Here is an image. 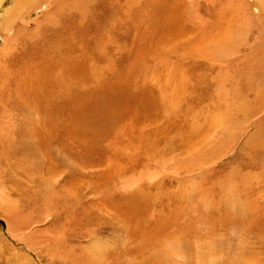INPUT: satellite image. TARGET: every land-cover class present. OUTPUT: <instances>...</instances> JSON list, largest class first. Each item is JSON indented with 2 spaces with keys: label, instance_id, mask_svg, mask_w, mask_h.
Here are the masks:
<instances>
[{
  "label": "rangeland",
  "instance_id": "374dc122",
  "mask_svg": "<svg viewBox=\"0 0 264 264\" xmlns=\"http://www.w3.org/2000/svg\"><path fill=\"white\" fill-rule=\"evenodd\" d=\"M131 2L137 5V1ZM117 8L115 0H0V127L8 126L6 121L13 122L6 135L0 129V189L5 192L6 204L0 207V264H151L173 249L171 240L181 244L182 237L160 234V240L149 244L139 237L145 232L151 210L140 219L145 224L140 230H136L132 214L125 216L123 210L148 201L161 202L165 209L161 207L160 213L166 217L179 210L188 219L224 214L226 220L221 216L217 224L205 221L195 229L183 225L182 232L191 238L195 234L204 237L207 224L213 225L209 236L216 234V243L229 244L233 233H239L240 238H252L253 244L259 236L255 232L264 230V147L241 146L233 156L221 160L214 152L212 158L204 157L211 158L213 165L203 175L206 178L198 177L199 184L209 188L235 176L231 183L235 193H227L228 197L215 186L209 194L200 192V200L199 192L189 199L180 191L185 186L179 185L178 190L175 181L166 177H161L160 184L167 187L159 189V177L143 171L142 164L125 163L119 144L113 143L124 135L109 137L97 149L90 142L94 128L89 124L93 123L89 113L102 104L92 98L104 86L120 80V67L127 66L129 60L122 55L120 59L107 58V49L115 48L108 42L107 25L117 23L123 15L116 14ZM121 21L129 20L124 17ZM132 24L118 26L116 47L124 46L122 41L128 44L129 36L135 39ZM190 73L194 77L196 71ZM194 90L203 104L198 102L195 110L202 107L206 112L205 104L211 107L215 102L213 83L201 79ZM258 116L256 113L255 118ZM79 119L82 126L76 122ZM255 123L253 127L264 126L262 119ZM260 129L264 133V127ZM262 133L250 132L259 145L264 142ZM174 135L168 152L184 155L192 151ZM118 162L127 166L121 169L124 173L120 178L116 174ZM206 168L203 164V170ZM168 186L174 191L172 195ZM124 191L131 193L123 198ZM106 197L109 201L105 202ZM195 254H191L192 264H199L195 258L202 253Z\"/></svg>",
  "mask_w": 264,
  "mask_h": 264
},
{
  "label": "bare ground",
  "instance_id": "6f19581e",
  "mask_svg": "<svg viewBox=\"0 0 264 264\" xmlns=\"http://www.w3.org/2000/svg\"><path fill=\"white\" fill-rule=\"evenodd\" d=\"M115 1L118 7L116 14H123L121 20L126 17L129 21L115 18L117 23L111 22L107 25L108 42L115 45V48L107 49V58L120 59L123 56L129 60L126 61L127 66L125 64L120 67V80L117 79L116 83L109 85L110 87L104 86L101 93H95L99 97L96 98L94 94L92 98L102 104L97 106L93 113H89L93 122L89 124L94 128V132L97 129L96 134L91 131L90 142L93 141L97 149L98 144L105 142L109 137L117 135L119 138L124 135V138L113 143L119 144L117 148L125 163L142 164L143 171L152 173L154 178L159 177L156 180L157 188L167 187L164 182L160 184L161 177H166L168 181H175L177 189L179 185L185 186L180 191L189 199L195 192H199L201 200L200 192L209 194L215 186L222 188V192L225 190L226 194H234L231 183L236 180L235 176L220 185L216 184L217 182L211 184L209 188L201 186L198 177L206 178L203 175L210 171L208 167L213 165L210 161L212 152L221 160L220 158L226 155L233 156L241 146L247 149L264 147V142L261 141L262 144L259 145L250 134L262 133L260 127H264L259 124L253 127L257 124V119L264 122V0H135L136 6L131 0ZM150 3L153 4L152 9ZM75 7L77 8L74 5ZM130 21H133L131 32L134 28L137 36L135 39L129 36L130 40H126L128 44L122 41L124 46L116 47L118 26ZM192 70L196 71L194 77L190 73ZM122 75L125 77L122 78ZM201 79L213 83L215 102L211 107L205 104L206 112H203L201 106V110H195L198 102L203 105L199 92L194 90ZM256 113L259 116L255 118ZM93 116H97L96 121ZM168 118H172V122L167 123L165 120ZM76 122L82 126L81 119ZM5 123L9 125L6 129L0 127L2 135L13 125L11 121ZM87 124L88 122H85V128ZM176 130L180 133H175ZM174 134L183 146L192 151H187L184 155L168 152L172 147L171 138ZM114 138L117 139L116 136ZM206 156L211 158L203 159ZM125 163H117L116 174L119 178L124 173L121 169L127 167ZM203 164L207 167L205 170ZM167 190L171 195L174 193L169 186ZM125 192L123 198L131 193ZM4 195L5 192L0 189V207L6 205ZM94 200L96 202V199ZM107 200L106 197L104 201ZM127 201L132 203L129 198ZM239 204L241 203L238 202ZM161 207V202L148 201L141 205L134 203L133 207L122 209L125 216L132 214L130 217H133L132 220L136 223V230L145 226L140 219L147 216L151 210L152 216L148 217L149 223L144 227L145 232L139 236L148 244L160 240L163 234L175 239L182 237L181 244L176 240L168 242L173 249L162 253L160 260L155 259L151 264H192V255L195 252V256L199 255V251L202 256L195 258L199 264H264V230L255 232L259 236L253 244L252 238H240L239 233H233L232 241L221 245L216 243V234L209 236V233L214 232L213 225L205 224L208 232L203 233L204 237H197L195 234L191 238L181 229L185 224L186 227L195 229V225H201L205 221L211 224L212 220L217 224L221 216L226 220L224 214L221 213L216 218L214 215L207 218L199 215L188 219L185 213L179 210L166 217L161 215ZM2 212L5 213V209ZM214 239L215 242L212 241ZM176 244L186 251L180 247L174 248Z\"/></svg>",
  "mask_w": 264,
  "mask_h": 264
}]
</instances>
